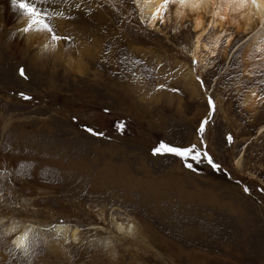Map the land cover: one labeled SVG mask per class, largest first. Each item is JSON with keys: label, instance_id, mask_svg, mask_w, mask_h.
I'll list each match as a JSON object with an SVG mask.
<instances>
[{"label": "rangeland", "instance_id": "obj_1", "mask_svg": "<svg viewBox=\"0 0 264 264\" xmlns=\"http://www.w3.org/2000/svg\"><path fill=\"white\" fill-rule=\"evenodd\" d=\"M40 7L64 13L50 23L67 39L41 48L0 0V264H264V22L205 13L200 62V29L170 7L156 27L135 0ZM160 142L201 162L153 155ZM27 222L25 256L9 226Z\"/></svg>", "mask_w": 264, "mask_h": 264}, {"label": "bare ground", "instance_id": "obj_2", "mask_svg": "<svg viewBox=\"0 0 264 264\" xmlns=\"http://www.w3.org/2000/svg\"><path fill=\"white\" fill-rule=\"evenodd\" d=\"M135 2L139 9L142 19L148 24L149 27H156L157 21H164L165 11L167 10L166 12L167 14H169L170 7L172 9L171 14H169L170 18L173 16L175 18L176 23L181 24L183 21H189L194 29H200V33L196 36L195 44L192 46L191 50L192 58L196 60L198 59L200 62L202 61V58L200 57L198 50L199 37L205 29V13L211 14V21H213L214 23H216L217 21V24L223 25V23L226 21V18H228V13L235 12L239 17L238 26L245 30L250 28V26H252L256 22L257 24L264 22V3H261L259 7H257L252 5L251 3L241 4L239 0H186L185 3H180V0H174V2L169 3L167 6H164V0H135ZM228 5L230 7H228ZM22 21H24V23L22 24L21 29L26 26V21L24 20V18L22 19ZM21 32L27 38L33 39V36L35 37L36 35L37 38H35V40H39L41 48H46L53 44L48 34L37 33L35 31H31L29 33H24L23 31ZM256 46H258L259 49H263L264 47L263 45ZM245 56H247V54L244 55V59ZM253 93H255V91L253 92L252 90L247 95V97H251V102L246 106V108H248L250 111L254 109L255 105V97ZM262 129H264V125L259 128V131ZM237 163L238 159L236 161V164ZM20 225H18L17 227L11 225L9 226L10 233H13L11 242L15 246L17 243L21 242L25 234H27L28 238L33 232L34 227H37L28 222ZM113 225L115 226L116 230L122 233L123 235H132V223L124 222L123 220L113 219ZM49 229L53 230L63 239H67V235L69 233L73 236V238H75V234L77 231V228H71L69 225L61 223H54L53 225H51V227H49ZM26 241H24L25 245Z\"/></svg>", "mask_w": 264, "mask_h": 264}, {"label": "snow or ice", "instance_id": "obj_3", "mask_svg": "<svg viewBox=\"0 0 264 264\" xmlns=\"http://www.w3.org/2000/svg\"><path fill=\"white\" fill-rule=\"evenodd\" d=\"M48 0H12V4L17 8L22 18L26 21V26L21 29L24 33H29L31 31H35L37 33H44V34H50L52 41H61L64 39H67V37H61L58 34L55 33L54 28L50 21L52 20L53 16L56 17H63L64 13L61 11L52 10L49 11L46 8H41L40 5L47 3ZM174 2V0H164V6H167L169 3ZM186 0H180V3H185ZM241 4L245 3H251L254 6L259 7L261 3H264V0H239ZM134 64H138L139 61L133 62ZM129 71L133 72V75H135L134 71L132 69H129ZM19 74L21 77L27 78L25 74V70L23 68L19 69ZM199 79V77H197ZM160 87H164V85H161ZM175 91V90H174ZM23 96V94H21ZM25 99H30V97L24 96ZM208 104L211 107L212 111H215V103L211 97L208 98ZM208 123V120L205 119L201 125L198 131L200 133H203L205 130V125ZM121 128L123 125L120 126ZM91 132L92 130L89 129ZM96 134V133H93ZM229 142H231L232 137H228ZM196 150V145H191L189 147H179L170 145L165 142H160L158 146L154 147L152 150L153 155H171L174 157H178L181 159V161H186L189 157H191L192 160L197 161V163H200V156L201 153ZM195 151V154H193ZM204 157L207 159V162L209 165H211L215 169H219L220 165L214 163L211 156L208 155L207 152L203 153ZM188 169H193V165L191 163H185L184 165ZM194 170V169H193ZM245 192L248 191L247 188L244 189ZM27 240V234L24 235L20 243L16 244L17 249H22L24 252V255H28V248L25 247L24 241Z\"/></svg>", "mask_w": 264, "mask_h": 264}]
</instances>
